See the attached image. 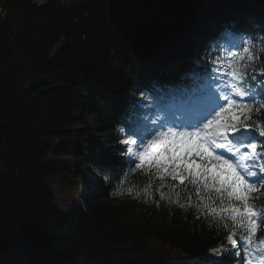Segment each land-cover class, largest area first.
Returning <instances> with one entry per match:
<instances>
[{"label": "trees", "instance_id": "trees-1", "mask_svg": "<svg viewBox=\"0 0 264 264\" xmlns=\"http://www.w3.org/2000/svg\"><path fill=\"white\" fill-rule=\"evenodd\" d=\"M108 3L0 0V264H165L148 257L161 246L184 255L173 264H230L228 236L235 231L241 238L244 226L227 211L217 221L192 207L200 201L188 182L179 199L185 185L169 188L178 182L160 181L154 167H125L117 158L123 147L116 125L126 118L125 98L138 92L145 76L161 74L113 26ZM250 12L252 23L264 26V10ZM233 13L215 20L221 34L232 32L227 23ZM220 33L213 36L205 24L189 55L202 58L208 40ZM64 139L101 145L100 159L90 163L89 147L66 148ZM54 159L96 166L107 192L87 198L82 208L77 189L84 169L69 172ZM53 180L63 182L65 194L76 188L69 198L76 207L59 205ZM261 195L264 200V190ZM233 202L217 199L215 206Z\"/></svg>", "mask_w": 264, "mask_h": 264}, {"label": "snow or ice", "instance_id": "snow-or-ice-1", "mask_svg": "<svg viewBox=\"0 0 264 264\" xmlns=\"http://www.w3.org/2000/svg\"><path fill=\"white\" fill-rule=\"evenodd\" d=\"M229 67L233 68L229 73L233 79L242 81V76L238 75L239 69L231 64ZM233 88L240 99L225 95L222 102L219 95L211 92L193 105L188 119L179 126L166 127L161 123L159 128L149 134L155 138L136 155L141 164L147 165L145 171L153 167L156 169L155 175L160 181L170 177L172 181L178 182L175 186L169 184V188L185 185V181L192 185L200 201L192 207L200 209L204 215L219 221L224 219L221 213L229 212V218L233 222L246 227L249 233L248 243L251 244L261 225H264V205L257 211L256 206L250 203L253 192H257V198L260 195L255 185L264 181V174L253 173L250 168H239L234 163L236 152L240 148L244 149L242 158H247L248 150L257 149L254 141L258 136L257 131L244 122L250 117L251 103L241 102L243 93L236 85ZM253 99L254 96L249 97V101ZM233 112L236 114L231 115ZM177 127L182 130L177 131ZM258 135L264 138V131H260ZM112 169L119 175L115 165H112ZM147 190L146 188L145 191ZM182 191H187V185ZM176 195L178 197L179 193ZM166 197L171 198L169 194L161 193V198ZM217 199L221 205L225 199L239 201L243 205V211L231 205L228 208H218L215 206ZM176 202L179 203V200ZM180 207L185 205L181 204ZM233 235L234 233L229 235L228 239L235 246L237 242ZM260 235L264 237V231ZM248 264H253V260H249ZM259 264H264V250H261Z\"/></svg>", "mask_w": 264, "mask_h": 264}, {"label": "water", "instance_id": "water-1", "mask_svg": "<svg viewBox=\"0 0 264 264\" xmlns=\"http://www.w3.org/2000/svg\"><path fill=\"white\" fill-rule=\"evenodd\" d=\"M236 6L264 0H109L108 16L144 60L184 57L199 26Z\"/></svg>", "mask_w": 264, "mask_h": 264}, {"label": "rangeland", "instance_id": "rangeland-1", "mask_svg": "<svg viewBox=\"0 0 264 264\" xmlns=\"http://www.w3.org/2000/svg\"><path fill=\"white\" fill-rule=\"evenodd\" d=\"M36 1L39 3H42V2H45L46 0H36ZM195 61H198V60L196 59ZM177 65L180 66L179 64ZM224 79H225V74H223L222 78H219L215 82H212V83L205 82V85H209V87L213 86L212 89H209L210 93L211 92L216 93L221 88L229 89L230 87L227 82L223 81ZM201 98L202 97L194 98L191 101H193L194 103H197L201 101L200 100ZM162 101L164 100L157 102L151 96H147L145 98H138L134 103H131L125 109L128 112V114L133 117V122H135L136 128L142 132L141 137L144 136L146 132H154L155 126L160 124V122L165 117H169L172 113L177 112L179 109L184 108L185 103L188 102V100L184 99L183 96L179 98H175V99L174 97H171L166 102H162ZM152 139H154V137ZM72 146H75V144H72ZM234 150L236 151L235 148ZM241 152H244L243 148H240L239 151L236 153L237 155H239ZM127 158H128V155L126 154L122 159H127ZM54 163L56 165H59V164L62 165L61 163L67 164L68 166H70L67 169L69 172L71 171V169L78 167V163L72 159H67L63 161L54 159ZM51 186H52L54 193L59 197V205L64 208L71 206L72 201L69 198L70 196L75 194L76 188L69 187L67 190V193L65 194L62 192L64 184L60 180L52 181ZM259 249L260 251L264 250L263 247H260ZM235 253H239L238 255H240V252L238 250H234L231 254L236 255ZM166 254H169V255H166ZM250 254H251V258L254 259L253 264H259V261L261 259V254L254 253L252 251L250 252ZM148 256L154 259H161L165 262L169 260L172 262H178L179 259L184 258V255L172 249H168V251H164V254H161L160 252H157V251H155L154 253L149 252Z\"/></svg>", "mask_w": 264, "mask_h": 264}]
</instances>
